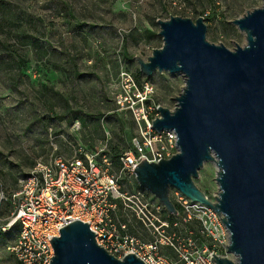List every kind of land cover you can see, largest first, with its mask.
I'll return each mask as SVG.
<instances>
[{
    "label": "rangeland",
    "instance_id": "rangeland-1",
    "mask_svg": "<svg viewBox=\"0 0 264 264\" xmlns=\"http://www.w3.org/2000/svg\"><path fill=\"white\" fill-rule=\"evenodd\" d=\"M264 0H0V184L12 191L37 160L52 152L69 155L81 145L112 160L125 192H144L135 177L121 171L119 156L132 147L137 125L126 110H117L111 79L125 69L138 82L150 81L157 104L172 108L184 85L180 72L155 70L146 76L136 55L147 58L162 45L157 19L203 16L206 38L234 48L245 42L231 20ZM216 166L205 162L195 183L213 198ZM174 200V189L170 191ZM176 204V202H175ZM177 206V204H176ZM178 208V206H177ZM121 218L142 227L133 211ZM168 230L198 232V222ZM0 211V264H18L7 245L18 225L6 228ZM14 228V229H13ZM208 243L205 238H199Z\"/></svg>",
    "mask_w": 264,
    "mask_h": 264
},
{
    "label": "water",
    "instance_id": "water-1",
    "mask_svg": "<svg viewBox=\"0 0 264 264\" xmlns=\"http://www.w3.org/2000/svg\"><path fill=\"white\" fill-rule=\"evenodd\" d=\"M231 22L245 36L232 49L206 38L203 16L157 19L162 45L135 58L146 76L155 70L183 75L175 105H159L152 121L155 130L175 131L178 151L157 162L143 158L134 177L171 214H178L173 188L221 215L234 258L214 254L215 264H264V4ZM208 161L216 166L213 198L194 181ZM50 241L49 264H145L134 253L122 259L109 253L80 219Z\"/></svg>",
    "mask_w": 264,
    "mask_h": 264
},
{
    "label": "built area",
    "instance_id": "built-area-1",
    "mask_svg": "<svg viewBox=\"0 0 264 264\" xmlns=\"http://www.w3.org/2000/svg\"><path fill=\"white\" fill-rule=\"evenodd\" d=\"M110 87L117 110L128 111L137 125L132 147L119 156L121 171L134 177V168L143 158L157 162L178 151L173 129L152 127L160 104L154 100L150 81L140 83L132 72L121 69ZM98 153L81 145L69 155L51 153L48 159L37 160L14 190L7 191L0 184V207L8 202L13 205L5 227L18 225L16 239L8 247L18 264H49L54 254L50 239L74 219L88 222L96 242L119 259L127 253L136 254L145 264H215L214 254L234 258L227 251L228 229L214 209L174 189L182 220L198 222L200 229L170 232L168 227L178 224V216L158 199H146L142 191L125 192L120 173L109 169L110 157L103 154L100 163ZM125 210L140 219L147 238L130 230L132 222L119 213ZM201 237L208 243L200 242Z\"/></svg>",
    "mask_w": 264,
    "mask_h": 264
},
{
    "label": "crops",
    "instance_id": "crops-1",
    "mask_svg": "<svg viewBox=\"0 0 264 264\" xmlns=\"http://www.w3.org/2000/svg\"><path fill=\"white\" fill-rule=\"evenodd\" d=\"M52 153H56V152H52ZM60 154H62V153H60ZM12 209H13V205L11 203H5L0 207V211H2L4 219L8 220L10 218V214H11ZM13 226L15 227L16 225H13ZM129 227H130L131 231L140 232V233H142L143 237L147 238V234H146V232H144L143 226L137 227L131 223ZM14 235H15L14 239L11 241V244L7 245V247L11 246L14 243L16 236H17L16 234H14Z\"/></svg>",
    "mask_w": 264,
    "mask_h": 264
},
{
    "label": "trees",
    "instance_id": "trees-1",
    "mask_svg": "<svg viewBox=\"0 0 264 264\" xmlns=\"http://www.w3.org/2000/svg\"><path fill=\"white\" fill-rule=\"evenodd\" d=\"M9 203V202H8Z\"/></svg>",
    "mask_w": 264,
    "mask_h": 264
}]
</instances>
